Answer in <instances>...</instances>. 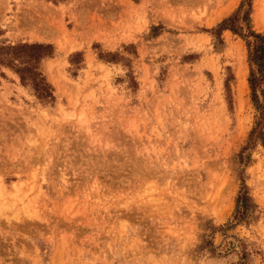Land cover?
<instances>
[{
    "label": "rangeland",
    "instance_id": "374dc122",
    "mask_svg": "<svg viewBox=\"0 0 264 264\" xmlns=\"http://www.w3.org/2000/svg\"><path fill=\"white\" fill-rule=\"evenodd\" d=\"M240 2L0 0V44L54 48L45 101L0 67V264H264L247 48L206 32Z\"/></svg>",
    "mask_w": 264,
    "mask_h": 264
},
{
    "label": "trees",
    "instance_id": "16d2710c",
    "mask_svg": "<svg viewBox=\"0 0 264 264\" xmlns=\"http://www.w3.org/2000/svg\"><path fill=\"white\" fill-rule=\"evenodd\" d=\"M252 0H241L238 7L215 27L206 30L211 36L220 38L229 31L245 42L247 61L249 64L248 84L251 91V102L257 111L253 128L249 133L248 143L237 155L239 165L247 166L250 155L246 154L257 143L264 146V34L255 31L251 23ZM54 55L51 44L16 43L0 44V67L8 68L20 79L23 86L29 85L39 99L52 98L50 86L40 72V63ZM228 91V85L225 83ZM243 170L240 176L242 177ZM258 207L249 193V189L241 183L235 199L233 221L235 224H247L258 218Z\"/></svg>",
    "mask_w": 264,
    "mask_h": 264
},
{
    "label": "bare ground",
    "instance_id": "6f19581e",
    "mask_svg": "<svg viewBox=\"0 0 264 264\" xmlns=\"http://www.w3.org/2000/svg\"><path fill=\"white\" fill-rule=\"evenodd\" d=\"M234 6H235V5H234ZM241 63H242V62H241ZM241 63H240V64H241ZM242 67H244V66L242 65ZM242 67H241V68H242ZM245 71H247V70H246V69H245V70H244V69H241V70H240V68H239V71H238L239 73L237 72V73L239 74V78H240V80H241V81L239 80V82H241V85H242V86H243V83H244L245 80H246V79H245V78H246ZM239 84H240V83H239ZM244 85H245V84H244ZM239 89H240V87H239ZM241 89H242V88H241ZM243 90H244V89H243ZM242 92H243V91H242ZM242 94H243V93H242ZM240 95H241V94H240Z\"/></svg>",
    "mask_w": 264,
    "mask_h": 264
}]
</instances>
